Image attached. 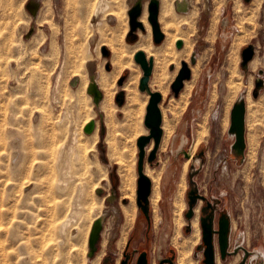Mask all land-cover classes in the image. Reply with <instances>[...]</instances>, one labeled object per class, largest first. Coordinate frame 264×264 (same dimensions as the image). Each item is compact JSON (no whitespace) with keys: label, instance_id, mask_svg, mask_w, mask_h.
Listing matches in <instances>:
<instances>
[{"label":"rangeland","instance_id":"374dc122","mask_svg":"<svg viewBox=\"0 0 264 264\" xmlns=\"http://www.w3.org/2000/svg\"><path fill=\"white\" fill-rule=\"evenodd\" d=\"M99 1L0 0V264H120L127 242L139 248L146 238L152 262L171 251L176 264L183 254L186 264H203L200 233L197 239L193 230L186 231L191 187L230 221L231 254L221 261L215 239L216 264H240L243 251L232 254L239 247L248 252L244 264H264V0H158V19L169 10L159 23L168 33L158 45L174 36L176 60L169 55L157 61L149 80L151 90L161 94L159 108L172 127L151 164L146 158L152 140L145 148L144 173L159 175L160 192L155 211L149 203V224L136 206V142L148 135L149 96L138 90L142 72L133 56L134 71L119 69L110 48L116 15L127 18L128 26L127 11L136 0H103L107 8L95 19ZM141 2L147 10L149 0ZM34 6L33 16L29 9ZM96 21L101 24L91 26ZM128 32L129 26L123 39L130 45L145 33L137 30L133 39ZM177 40L183 41L180 50ZM248 45L253 57L241 67V51ZM182 62L192 74L185 81L191 87L185 106L180 99L184 87L180 98L170 88ZM257 81L262 86L254 98ZM135 94L140 105L131 100ZM240 101L246 108V146L238 154L229 128L230 112ZM87 119L95 122L90 135L83 131ZM181 151L192 157L187 160ZM63 172L68 183L60 199L68 209L57 205L60 199L51 198L47 188ZM77 191L80 207L72 201ZM197 201L200 217L205 201ZM69 208L79 213L62 231L59 220ZM97 218L90 256L89 236Z\"/></svg>","mask_w":264,"mask_h":264},{"label":"water","instance_id":"95a60500","mask_svg":"<svg viewBox=\"0 0 264 264\" xmlns=\"http://www.w3.org/2000/svg\"><path fill=\"white\" fill-rule=\"evenodd\" d=\"M248 2L249 0H244ZM31 14L34 16L36 13V7L34 6L29 9ZM158 12H159V2L158 0H149L147 4V21L151 27L152 41L154 44L158 45L164 40V34L161 31L158 22ZM142 14V2L141 0H136L134 4L127 11L128 15V26L129 35L133 36V39L137 37V30L144 31L143 24L139 21V17ZM183 43L181 40L175 42V47L180 49ZM253 57V47L251 45L246 46L241 51V67H245L246 64ZM133 61L139 66L142 75L139 78L138 90L141 93H146L149 96L148 103L145 108L144 125L148 129V135H142L137 139L136 145L138 148V160H137V190H136V206L140 212L144 215L147 221H149V196L151 194V182L150 179L144 173V160H145V148L150 144L151 140L153 142L152 150L150 151L147 162L151 164L155 158L156 152L159 149L163 131L161 129L162 115L159 108L161 102V94L159 92L151 91L149 87V80L153 72V58H147L145 53L141 50L135 52L133 55ZM182 68L177 73L175 80L172 82L170 88L173 95L177 97L181 90L183 89V84L185 81L191 78V71L185 62H182ZM108 69L109 66L106 65ZM122 79L119 80L118 84L121 85ZM262 86L261 81L255 82V90L253 92V97L257 96L258 89ZM94 97L97 104L98 93L96 86H94ZM118 105L121 106L122 99L119 101L116 98ZM245 105L243 102H238L234 104L230 112V128L229 131L234 136V142L232 144V149L240 154L245 149ZM95 122L92 120L88 122L83 131L86 134H90L94 129ZM182 155L188 159L190 157V152L181 151ZM188 210L185 213V218L190 221L194 217V208L197 204V200H205L202 196L197 193V190L193 187L190 188L187 195ZM199 226L201 231V241L203 245V264H216V253L213 241L214 234H217V245L220 260L224 261L227 255H230L227 251L228 249V237L230 231V221L225 214H221L218 222V229H213V218L212 216L199 217ZM98 223L97 227L93 230L89 239L90 256L94 251L93 243L97 238L98 233ZM190 230V226L186 227V231ZM129 242H127V249ZM198 249L200 246L197 247ZM238 250H242L244 257L240 264L245 263V258L248 252L243 248H236L233 250L232 254H236ZM124 256V254H123ZM120 264H127V257L120 261ZM137 264H146L145 255L141 254L137 261ZM162 264V262L160 263ZM170 264H175V262H170Z\"/></svg>","mask_w":264,"mask_h":264},{"label":"bare ground","instance_id":"6f19581e","mask_svg":"<svg viewBox=\"0 0 264 264\" xmlns=\"http://www.w3.org/2000/svg\"><path fill=\"white\" fill-rule=\"evenodd\" d=\"M159 2V1H158ZM167 2V1H166ZM178 4H180V3H178ZM142 5H143V3H142ZM177 7H179V6H177ZM106 8H107V5H105L104 3H103V0L102 1H99V2H97V4H95V6H94V9H93V17H95V19H96V17L98 16V14L99 13H101V12H103V11H105L106 10ZM160 12V11H159ZM159 12H158V14H159ZM91 13H92V11H91ZM168 13H169V10L167 9H165V11H164V15L162 16V17H160V19H158V22L160 23V21H161V18H166V16L168 15ZM115 15V14H114ZM147 15H148V13H147V10L146 9H144V10H142V14H141V16L139 17V21L143 24V27H144V31H145V33H138V40L134 43V44H128V43H126L125 41H124V35L126 34V32H127V29H128V26H127V18H124V17H122V14L121 13H118L117 15H116V23H118V25H117V27H116V29H115V31H113V42L110 44L111 45V49H112V52H114V55H115V59L117 60V64H119V69H121L122 67H130V68H132L133 67V64H132V62H131V58H132V56L135 54V52H137V51H139V50H141V51H143L144 53H145V55H146V57L147 58H149V57H151V58H154L153 59V66L155 65V64H157L158 62H159V60L161 59L162 61L163 60H165V59H169L168 57H169V55H172V58L171 59H173L174 61L176 60L175 59V54H176V52H175V50L172 48V43L171 42H173L174 40H175V38H174V36L173 37H171L170 38V36L168 35V38H167V41L163 44V45H153V43L151 42V36H152V34H151V27H150V25H149V23H148V21H147ZM114 17V16H113ZM90 23V22H89ZM88 23V24H89ZM101 24V22L100 21H96L94 24L92 23L91 24V26L92 25H95V26H98V25H100ZM160 25V24H159ZM160 28H161V26H160ZM162 31V30H161ZM168 30L166 29V32H164L163 34H167L168 32H167ZM109 34V33H108ZM169 38H170V42H169ZM178 41V40H177ZM182 41V40H181ZM182 43H183V41H182ZM109 45V46H110ZM182 47H183V45H182ZM181 47V48H182ZM180 48V49H181ZM177 49V48H176ZM180 49H177V50H180ZM179 53V52H178ZM89 54H90V52H89ZM181 54V53H180ZM112 55H113V53H112ZM80 56V55H79ZM178 56H180V55H178ZM90 58V57H89ZM112 58H114V56L112 57ZM79 59V58H78ZM83 59V61L86 59L87 60V63L89 62V61H91L90 59H87L86 57H83L82 58ZM158 61V62H157ZM251 61V60H250ZM249 61V62H250ZM85 62V61H84ZM192 62H194V57L192 56V58H191V63ZM83 64V63H82ZM136 64V63H135ZM159 64V63H158ZM182 64V63H181ZM87 65V64H86ZM181 68H182V65H181ZM189 68V67H188ZM134 68H132V70H133ZM190 69V68H189ZM134 71V70H133ZM177 71V70H176ZM191 71V70H190ZM235 74V72L233 71V75ZM192 75V74H191ZM78 76V75H77ZM158 79V78H157ZM191 79V78H190ZM189 79V80H190ZM188 81V80H187ZM232 82V81H231ZM164 84H162L161 83V81H159L158 82V86H159V88H161L160 90H163V86ZM157 87V86H156ZM183 87H184V89H185V94L180 98V93H179V98L181 99V102H182V104H183V106H185V104L187 103V98H188V96H189V94H190V90H191V87H190V85H189V83L188 82H184V84H183ZM234 88H236V86H233ZM92 88V87H91ZM151 89V88H150ZM183 90V89H182ZM181 90V91H182ZM152 91V90H151ZM164 91H165V89H164ZM94 92V86H93V89H92V94H94L93 93ZM153 92H157V91H153ZM163 92V91H162ZM146 94V93H145ZM182 94V93H181ZM148 95V94H147ZM147 95H146V98H147ZM162 96H163V94H162ZM139 96L138 95H136L135 94V96L134 97H132V102H137L138 104H139ZM164 98V97H163ZM175 98H177V97H175ZM145 100V99H144ZM170 102V104H169V109H170V113H171V115H175L177 112H178V110H177V112H176V107H175V104L174 103H172V100H170L169 101ZM141 103V102H140ZM178 103V102H177ZM140 105V104H139ZM160 105V104H159ZM179 106V105H178ZM182 105H181V103H180V107H181ZM141 107V106H140ZM139 107V109H141ZM184 108V107H183ZM139 109H138V111H139ZM246 109V108H245ZM106 110V109H105ZM182 110V109H181ZM161 111V110H160ZM143 115V114H142ZM162 115V123H161V129H162V131H163V134H162V138H161V142H160V145H162V146H165L166 144H167V141H168V139H169V137H170V135H171V132H172V127L170 126V123H169V121L166 119V117H163V114H161ZM90 118V117H89ZM91 121V119H87L85 122H84V124H86V123H88V122H90ZM83 124V125H84ZM94 129H95V125H94ZM93 129V130H94ZM143 132V130H138V133H142ZM78 133V132H77ZM77 133L75 132L74 134H73V137H71L72 139V141L71 142H73V143H76L77 142ZM80 133V132H79ZM91 134V133H90ZM89 134V135H90ZM95 134V136H96V139L98 138L97 136V133L95 132L94 133ZM81 135V134H80ZM200 135V134H199ZM142 136V135H141ZM140 137V136H139ZM197 140H199V138L197 137ZM197 140H196V142H197ZM63 141V140H62ZM79 141V140H78ZM196 144V143H195ZM82 145H84V144H82ZM159 145V146H160ZM64 146V145H63ZM245 146H246V143H245ZM68 148H70V147H68ZM72 148V147H71ZM82 149V148H81ZM85 150H86V148H85ZM63 152V151H62ZM192 157V153H190V157L187 159V160H189L190 158ZM67 160H68V158H67ZM69 164V163H68ZM64 166V165H63ZM65 167V166H64ZM70 167V166H69ZM69 167H68V165H67V161H66V167H65V169H66V171L69 169ZM4 169V168H3ZM60 169V168H59ZM64 169V168H63ZM60 170H62V169H60ZM59 170V171H60ZM61 173H62V171H60ZM59 172V173H60ZM127 172V171H126ZM66 173L67 172H63V174L62 175H60L61 177L60 178H58L57 180H53V181H51L50 183H49V185H48V191H49V193H51L50 194V197H51V195L54 197V199L56 198V199H60L61 198V196H62V192H64L65 191V189H67V183H68V180H67V177L65 178L64 177V174L66 175ZM69 173V172H68ZM148 176H150V182L152 183L151 184V189H152V192H151V194H150V198H149V203H150V205H151V207L153 208V210L154 209H156V206H157V202H158V199H159V196H160V192H159V188H158V183H159V178H158V176L159 175H156V174H154V173H152V172H149V171H147V173H146ZM145 174V175H146ZM58 175V176H59ZM146 175V176H147ZM4 176V175H3ZM147 176V177H148ZM24 179V178H23ZM72 179V178H71ZM8 181H10V180H8ZM18 181V180H17ZM5 183V182H4ZM130 183H131V181H130ZM9 184V183H8ZM10 187V186H9ZM80 187V186H79ZM125 188H131L130 190H131V192H132V188H133V185L131 186V184H129V182H126V184H125V186H124ZM78 188V187H77ZM79 189V188H78ZM48 191H47V194H48ZM76 191V190H75ZM82 191V190H81ZM78 192V191H77ZM80 192V191H79ZM79 192L77 193V195L76 196H74L73 197V199H72V201H73V203H76V205L78 206V207H80L79 206V199H78V197L80 196L79 195ZM8 194V193H7ZM81 194V193H80ZM45 198H46V196H45ZM52 198V197H51ZM65 198H67V196L65 197ZM16 199V198H15ZM50 200V199H49ZM48 200V201H49ZM132 200H133V198H132ZM20 201V200H19ZM55 201V200H54ZM69 202H70V200H69ZM67 203H68V201H67ZM56 204L57 205H64L63 204V201L60 199V201H56ZM65 205H66V203H65ZM65 205H64V207H65ZM69 205V204H68ZM75 205V206H76ZM46 206V205H45ZM67 206V205H66ZM73 206V205H72ZM71 206V207H72ZM14 207V206H13ZM47 207V206H46ZM68 207L69 206H67V209H68ZM51 208H52V206H51ZM62 211V210H61ZM67 211V210H66ZM85 211V210H84ZM155 211V210H154ZM66 213V212H65ZM78 213H79V211H78ZM75 210H74V208L73 209H70L69 208V210L67 211V213H66V215L63 217V219H61V221L59 220V222H60V227L62 228V231H64L65 229H66V226H68V222H69V220H70V218L72 217V215H74V214H78ZM132 213H133V211H132ZM133 215V214H132ZM131 216V215H130ZM47 217V216H46ZM76 217V216H75ZM127 217H129V213L127 214ZM74 218V217H73ZM89 219V218H88ZM98 220H99V218H97L96 219V221L94 222V224L92 225V228H91V232H90V235H91V233L93 232V230L97 227V223H98ZM71 221V220H70ZM59 222L57 223V224H59ZM190 222V221H189ZM70 223V222H69ZM53 224V223H52ZM189 226H190V224H189ZM191 227H192V230L195 232V235H196V238L198 239L199 238V233H200V236H201V231L199 232V227H198V221H197V219H194V220H192V222H191V226H190V229H191ZM29 228V227H28ZM50 228V227H49ZM57 228H59V227H57ZM90 228V227H89ZM30 231V230H29ZM57 231V230H56ZM81 231V230H80ZM192 231V232H193ZM48 232H50V230L48 231ZM47 232V233H48ZM89 232V231H88ZM2 233V232H1ZM5 233V232H4ZM17 233V232H16ZM72 233V232H71ZM58 234V233H57ZM60 234H61V232H60ZM65 234V233H64ZM81 234V233H80ZM79 234V235H80ZM192 236V235H191ZM5 237V236H4ZM40 238V237H39ZM193 238V237H192ZM196 238L194 239V241L196 240ZM18 239V238H17ZM16 239V240H17ZM43 239V238H42ZM89 239H90V236H89ZM186 242H188V241H186ZM189 243V242H188ZM173 244L175 245V247H177L178 246V244H180V243H178V241H176V240H174L173 241ZM182 246V244L180 245V247ZM51 248H53V247H51ZM182 249V248H181ZM54 250V249H53ZM183 250V249H182ZM190 250V249H189ZM60 251V250H59ZM185 251V250H184ZM187 251V250H186ZM189 252V251H188ZM180 253V252H179ZM61 254V253H60ZM189 254V253H188ZM187 254V255H188ZM184 255V254H183ZM183 255H181V256H179V258L177 259V264H186V260L183 258ZM187 255H186V258H187ZM86 258V257H85ZM177 258V257H176ZM188 261H190L189 260V257H188ZM192 261V260H191ZM216 262H218V259H217V256H216ZM92 263V262H91ZM90 263V264H91ZM193 263V262H192ZM219 263V262H218ZM217 263V264H218ZM175 264H176V260H175ZM188 264V263H187Z\"/></svg>","mask_w":264,"mask_h":264},{"label":"flooded vegetation","instance_id":"af4514ba","mask_svg":"<svg viewBox=\"0 0 264 264\" xmlns=\"http://www.w3.org/2000/svg\"><path fill=\"white\" fill-rule=\"evenodd\" d=\"M199 155H202V153H200ZM204 199H205L204 200L205 201V205L202 206V208L200 209V217L203 218V217H206V216H209V215L212 216V218H213V229L214 230H217L218 229V222H219V218L221 216V213H218V214L215 213L214 206L210 202H208L206 200V198H204ZM197 202L198 203H197V205L195 206V208L193 210L194 217L189 222L190 226H191L192 220L196 216H197V221H198V226H199V208H200V205L201 204H200V201H197ZM196 209H198L197 214L195 212ZM143 217H144V215H143ZM145 220H146V218H145ZM146 222H147V224H149L150 217H149V221L146 220ZM232 229H233V227H232ZM191 230H192V227H191ZM199 230H200V226H199ZM215 239L217 241V239H218L217 234H214V236H213V241L214 242H215ZM128 242H129V245H128L127 249H125V251L123 253L124 254L123 259L125 258V256L127 257V264H137V261H138L139 256L141 254H144L145 255L146 264H160L161 262H162V264H170V262H173L174 263L175 260H176L175 256L172 254V252L171 251H168V252H166L164 254H159L158 257L156 256L155 257V261L152 262V259H151V256H150V253H149V250H148V247H147L148 238H146L145 242L143 244H141L139 248H132L131 247L130 244L132 243V240H129Z\"/></svg>","mask_w":264,"mask_h":264},{"label":"trees","instance_id":"16d2710c","mask_svg":"<svg viewBox=\"0 0 264 264\" xmlns=\"http://www.w3.org/2000/svg\"><path fill=\"white\" fill-rule=\"evenodd\" d=\"M129 35V34H128ZM130 39H128V41H129Z\"/></svg>","mask_w":264,"mask_h":264}]
</instances>
